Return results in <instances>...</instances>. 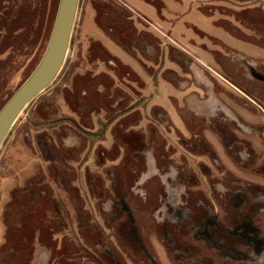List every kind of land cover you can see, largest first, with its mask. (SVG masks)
<instances>
[{"label": "rangeland", "instance_id": "rangeland-1", "mask_svg": "<svg viewBox=\"0 0 264 264\" xmlns=\"http://www.w3.org/2000/svg\"><path fill=\"white\" fill-rule=\"evenodd\" d=\"M58 1L0 0V108L39 62ZM251 69L264 75V0H79L60 71L0 146V264H136L128 235L160 236L171 188L223 226L239 195L264 237Z\"/></svg>", "mask_w": 264, "mask_h": 264}, {"label": "flooded vegetation", "instance_id": "flooded-vegetation-1", "mask_svg": "<svg viewBox=\"0 0 264 264\" xmlns=\"http://www.w3.org/2000/svg\"><path fill=\"white\" fill-rule=\"evenodd\" d=\"M172 191V188L167 189L164 204L158 209L163 226L160 236L148 239L142 237L137 229L128 235L139 247L135 255L136 264H221L223 257H228L232 264H249L264 257V237L245 225L252 216L247 207L255 213V204L249 205L244 198L234 195L231 210L236 213L235 220L231 226H223L217 215L211 213L210 206L204 207L205 213L195 214ZM122 207L134 221L130 209ZM113 252L111 254L114 255Z\"/></svg>", "mask_w": 264, "mask_h": 264}, {"label": "water", "instance_id": "water-1", "mask_svg": "<svg viewBox=\"0 0 264 264\" xmlns=\"http://www.w3.org/2000/svg\"><path fill=\"white\" fill-rule=\"evenodd\" d=\"M79 0H59L44 52L29 76L0 108V146L22 110L43 91L60 71L70 44ZM251 72L259 79L264 75Z\"/></svg>", "mask_w": 264, "mask_h": 264}]
</instances>
